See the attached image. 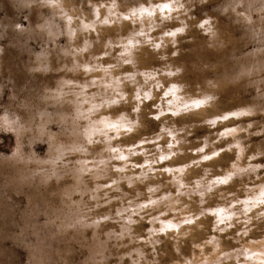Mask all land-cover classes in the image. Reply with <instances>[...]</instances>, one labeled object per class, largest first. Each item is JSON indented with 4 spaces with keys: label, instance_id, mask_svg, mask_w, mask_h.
I'll use <instances>...</instances> for the list:
<instances>
[{
    "label": "rangeland",
    "instance_id": "obj_1",
    "mask_svg": "<svg viewBox=\"0 0 264 264\" xmlns=\"http://www.w3.org/2000/svg\"><path fill=\"white\" fill-rule=\"evenodd\" d=\"M262 193L264 0H0V264H264Z\"/></svg>",
    "mask_w": 264,
    "mask_h": 264
},
{
    "label": "bare ground",
    "instance_id": "obj_2",
    "mask_svg": "<svg viewBox=\"0 0 264 264\" xmlns=\"http://www.w3.org/2000/svg\"><path fill=\"white\" fill-rule=\"evenodd\" d=\"M174 87H170L168 88V91L169 92H175L174 91ZM174 98V99H173ZM178 97L177 96H173L170 101H172L173 103H171V107L174 109V110H177L178 108H180L181 106L183 105H186V104H189L187 106H194V105H197L201 98H190V99H185V98H182V99H177ZM86 100V99H85ZM84 102V101H83ZM81 103V102H80ZM82 105V104H81ZM180 105V106H179ZM78 108V107H76ZM109 122L106 119H98V120H93L92 122L90 121L87 125V128H85L86 130V134L87 136L90 135V133L94 132V131H97V132H103L105 129H108L110 127H108ZM260 192V191H259ZM251 244V243H250ZM251 247V246H250ZM255 254H258L257 252H255ZM256 260H260L259 257L257 256H250L249 259H247V262L246 264H252L253 262H255ZM264 260V259H263Z\"/></svg>",
    "mask_w": 264,
    "mask_h": 264
},
{
    "label": "snow or ice",
    "instance_id": "obj_3",
    "mask_svg": "<svg viewBox=\"0 0 264 264\" xmlns=\"http://www.w3.org/2000/svg\"><path fill=\"white\" fill-rule=\"evenodd\" d=\"M159 7H160L161 11H163L164 9L169 8V5H168V4H162V5H159ZM139 11H140L141 13H146V14L149 15V16L152 14L148 9H145V8H143V7H141ZM124 18L127 19L128 17H124ZM104 23H107V21L105 20ZM207 23H208L207 21H202L201 26L203 27V26H204L205 24H207ZM180 30H181V29H177V31H180ZM171 34H172V33H168V35H171ZM145 98H147V93H145ZM113 103H115V101H113ZM197 103H199V102H197ZM185 107H187V106H185ZM173 115H175V113H173ZM232 115H236V114L233 113ZM220 119H227V117H220ZM209 123H215V121H209ZM108 127L115 128L116 125L112 124V125H108ZM227 131H230V130H226V132H225V133H221V135H225V134H227ZM200 151H203V149H201ZM215 155H216V153L213 152V153H212V156H215ZM118 158H119V159H123L122 156H121V157H118ZM160 158H161V159H165V157H163V156H161ZM202 159H204V160H208L209 157L205 155V156L202 157ZM166 171H167V169H166ZM230 176H231V173H229L228 175H226V176L223 177V178H217L216 183H221V184L226 183V182L228 181V179L230 178ZM262 195H264V193H262ZM222 211H223V210H218V211L216 212V215H217L218 217H220V214H221ZM226 218H227V217H223V218H221V219H226ZM218 222H221V221L218 220ZM188 223H191V221H188ZM168 227H172V225H168ZM161 231H163V229H161Z\"/></svg>",
    "mask_w": 264,
    "mask_h": 264
},
{
    "label": "clouds",
    "instance_id": "obj_4",
    "mask_svg": "<svg viewBox=\"0 0 264 264\" xmlns=\"http://www.w3.org/2000/svg\"><path fill=\"white\" fill-rule=\"evenodd\" d=\"M182 7V6H181Z\"/></svg>",
    "mask_w": 264,
    "mask_h": 264
}]
</instances>
